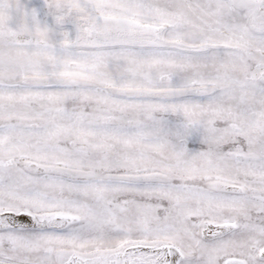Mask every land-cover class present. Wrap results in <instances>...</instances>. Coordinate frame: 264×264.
I'll return each mask as SVG.
<instances>
[{
  "label": "snow or ice",
  "instance_id": "obj_1",
  "mask_svg": "<svg viewBox=\"0 0 264 264\" xmlns=\"http://www.w3.org/2000/svg\"><path fill=\"white\" fill-rule=\"evenodd\" d=\"M0 264H264V0H0Z\"/></svg>",
  "mask_w": 264,
  "mask_h": 264
},
{
  "label": "bare ground",
  "instance_id": "obj_2",
  "mask_svg": "<svg viewBox=\"0 0 264 264\" xmlns=\"http://www.w3.org/2000/svg\"><path fill=\"white\" fill-rule=\"evenodd\" d=\"M23 219V218H22Z\"/></svg>",
  "mask_w": 264,
  "mask_h": 264
}]
</instances>
